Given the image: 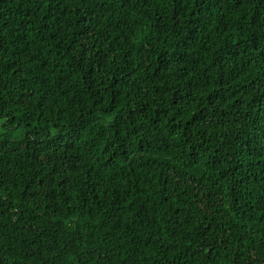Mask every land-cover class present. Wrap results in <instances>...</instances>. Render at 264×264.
I'll use <instances>...</instances> for the list:
<instances>
[{"label":"trees","instance_id":"16d2710c","mask_svg":"<svg viewBox=\"0 0 264 264\" xmlns=\"http://www.w3.org/2000/svg\"><path fill=\"white\" fill-rule=\"evenodd\" d=\"M0 264H264V0H0Z\"/></svg>","mask_w":264,"mask_h":264}]
</instances>
